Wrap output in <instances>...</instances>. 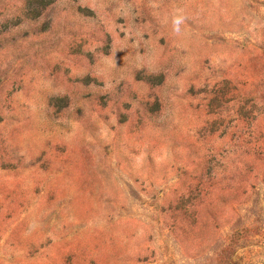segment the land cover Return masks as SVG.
I'll use <instances>...</instances> for the list:
<instances>
[{"label":"rangeland","instance_id":"374dc122","mask_svg":"<svg viewBox=\"0 0 264 264\" xmlns=\"http://www.w3.org/2000/svg\"><path fill=\"white\" fill-rule=\"evenodd\" d=\"M0 264H264V0H0Z\"/></svg>","mask_w":264,"mask_h":264}]
</instances>
